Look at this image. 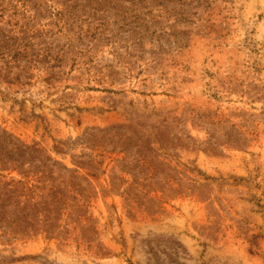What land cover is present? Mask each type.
<instances>
[{
    "label": "rangeland",
    "instance_id": "374dc122",
    "mask_svg": "<svg viewBox=\"0 0 264 264\" xmlns=\"http://www.w3.org/2000/svg\"><path fill=\"white\" fill-rule=\"evenodd\" d=\"M0 264H264V0H0Z\"/></svg>",
    "mask_w": 264,
    "mask_h": 264
}]
</instances>
